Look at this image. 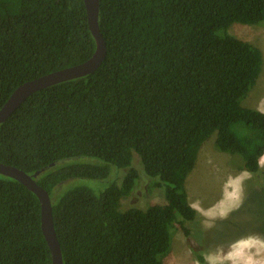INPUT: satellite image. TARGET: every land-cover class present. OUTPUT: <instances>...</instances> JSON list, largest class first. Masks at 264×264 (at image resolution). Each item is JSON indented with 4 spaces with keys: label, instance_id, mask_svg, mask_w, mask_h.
I'll list each match as a JSON object with an SVG mask.
<instances>
[{
    "label": "trees",
    "instance_id": "16d2710c",
    "mask_svg": "<svg viewBox=\"0 0 264 264\" xmlns=\"http://www.w3.org/2000/svg\"><path fill=\"white\" fill-rule=\"evenodd\" d=\"M233 23L264 26V0H99L98 69L35 92L0 124V163L47 168L35 181L63 264H163L174 227L188 235L185 223L199 221L185 184L213 134L240 171L264 175V113L241 105L263 56L228 33ZM94 50L83 0H0V108ZM134 154L164 205L120 210L139 178ZM109 177L98 193L76 182ZM0 264H51L37 197L2 175Z\"/></svg>",
    "mask_w": 264,
    "mask_h": 264
},
{
    "label": "rangeland",
    "instance_id": "374dc122",
    "mask_svg": "<svg viewBox=\"0 0 264 264\" xmlns=\"http://www.w3.org/2000/svg\"><path fill=\"white\" fill-rule=\"evenodd\" d=\"M228 33L262 52L261 74L241 105L255 108L263 103L258 108L264 111V26L233 23ZM215 138L213 134L202 146L185 184L189 203L197 211L199 221L185 223L188 235L178 225L174 227L163 264H264V175L240 171L241 159L217 151ZM132 166L139 178L130 196L121 200L120 210L164 205L163 190L152 186L157 181L144 174L136 154ZM124 173L125 170L117 171L114 177L119 181ZM109 181L110 177L103 181L76 180L96 193ZM230 195L232 199L228 201Z\"/></svg>",
    "mask_w": 264,
    "mask_h": 264
},
{
    "label": "water",
    "instance_id": "95a60500",
    "mask_svg": "<svg viewBox=\"0 0 264 264\" xmlns=\"http://www.w3.org/2000/svg\"><path fill=\"white\" fill-rule=\"evenodd\" d=\"M83 2L87 15L88 27L95 41V50L92 56L81 64L46 74L19 85L6 103L0 108V124L5 122L8 117L35 92L60 82L91 74L101 65L106 57V44L98 26L99 0H83ZM53 166L54 164H51L49 167ZM46 169L47 168H42L32 175H28L16 167L0 163V175L18 181L37 197L40 203L41 232L50 250L51 264H63L60 244L53 225L50 196L48 192L37 185L35 181Z\"/></svg>",
    "mask_w": 264,
    "mask_h": 264
},
{
    "label": "crops",
    "instance_id": "0c3cea01",
    "mask_svg": "<svg viewBox=\"0 0 264 264\" xmlns=\"http://www.w3.org/2000/svg\"><path fill=\"white\" fill-rule=\"evenodd\" d=\"M261 105L260 106H258V107H261L262 105H263V103H260ZM258 107H255V108H252V109H256V110H259V111H261V112H263L264 113V111L263 110H261L260 108H258ZM264 158V156H262L261 157V159H260V165H264V160H262ZM263 161V162H262ZM227 199H228V201H229V196L227 197Z\"/></svg>",
    "mask_w": 264,
    "mask_h": 264
},
{
    "label": "bare ground",
    "instance_id": "6f19581e",
    "mask_svg": "<svg viewBox=\"0 0 264 264\" xmlns=\"http://www.w3.org/2000/svg\"><path fill=\"white\" fill-rule=\"evenodd\" d=\"M234 186V185H233ZM234 189V188H233ZM235 192V191H234ZM233 195V194H232ZM232 195L229 196L230 200L232 199Z\"/></svg>",
    "mask_w": 264,
    "mask_h": 264
}]
</instances>
